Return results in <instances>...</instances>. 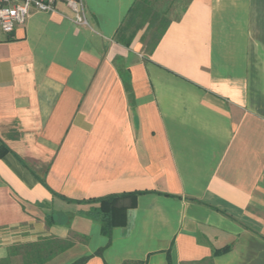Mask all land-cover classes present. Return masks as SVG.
<instances>
[{
  "label": "crops",
  "instance_id": "0c3cea01",
  "mask_svg": "<svg viewBox=\"0 0 264 264\" xmlns=\"http://www.w3.org/2000/svg\"><path fill=\"white\" fill-rule=\"evenodd\" d=\"M136 1L0 27V259L54 236L43 264H264V0H176L128 43Z\"/></svg>",
  "mask_w": 264,
  "mask_h": 264
},
{
  "label": "trees",
  "instance_id": "16d2710c",
  "mask_svg": "<svg viewBox=\"0 0 264 264\" xmlns=\"http://www.w3.org/2000/svg\"><path fill=\"white\" fill-rule=\"evenodd\" d=\"M154 10L150 0H137L135 2L123 26L119 30V33L123 35L131 26H135L134 31L128 36V43L132 41L135 32L149 22V15L153 16L154 22L160 19V26H164L162 30L158 29V31L160 30L159 38L161 37L169 21L162 19L160 13L154 12ZM2 151H9V148L0 139V153ZM119 197L118 195H110L96 199V201L101 203L98 215L103 221V231L108 236H111L114 226L113 204ZM72 244L73 240L69 238L63 239L54 236L42 237L36 241L16 243L9 247V255L6 258L0 259V264H43ZM87 259L88 257H83L72 264L84 263Z\"/></svg>",
  "mask_w": 264,
  "mask_h": 264
},
{
  "label": "built area",
  "instance_id": "2783aa9c",
  "mask_svg": "<svg viewBox=\"0 0 264 264\" xmlns=\"http://www.w3.org/2000/svg\"><path fill=\"white\" fill-rule=\"evenodd\" d=\"M58 0H0V27L10 33L17 25L26 22L32 8L43 11L55 10ZM75 12V20L88 24L83 0H62Z\"/></svg>",
  "mask_w": 264,
  "mask_h": 264
},
{
  "label": "rangeland",
  "instance_id": "374dc122",
  "mask_svg": "<svg viewBox=\"0 0 264 264\" xmlns=\"http://www.w3.org/2000/svg\"><path fill=\"white\" fill-rule=\"evenodd\" d=\"M153 8L155 9L154 12H158L161 15L162 19H169L170 17L176 16L175 11L180 10V7L183 5V2H177L176 0H150ZM174 12V13H172ZM149 26L147 33H154L157 32L160 28V19L156 22L153 21V16L149 15ZM155 30V31H154ZM152 31V32H151Z\"/></svg>",
  "mask_w": 264,
  "mask_h": 264
}]
</instances>
